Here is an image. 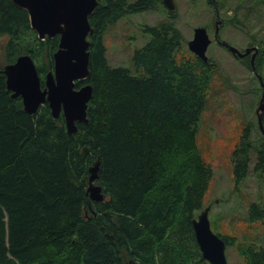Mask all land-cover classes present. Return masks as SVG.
<instances>
[{"label":"trees","instance_id":"obj_1","mask_svg":"<svg viewBox=\"0 0 264 264\" xmlns=\"http://www.w3.org/2000/svg\"><path fill=\"white\" fill-rule=\"evenodd\" d=\"M160 7V0H101L88 16L89 76L76 87L90 84L92 97L87 121L77 122L74 133L62 113L52 117L47 102L27 113L0 68V264H210L192 221L204 209L213 176L196 134L218 66L197 56L178 58L183 36L173 23L143 27L151 39L133 53L138 75L110 66L103 43L107 27L125 14ZM5 36V66L29 55L45 88L59 36L38 38L27 11L0 0ZM263 58L259 47L257 73ZM250 136L249 125L233 152L237 184L248 176L254 149L264 183V135L257 143ZM96 161L102 202L87 192ZM248 217L264 224V195L250 203ZM217 234L226 247L236 244L243 264H264V245Z\"/></svg>","mask_w":264,"mask_h":264},{"label":"rangeland","instance_id":"obj_2","mask_svg":"<svg viewBox=\"0 0 264 264\" xmlns=\"http://www.w3.org/2000/svg\"><path fill=\"white\" fill-rule=\"evenodd\" d=\"M214 2L220 5L217 8L220 41L241 52L249 47H264V0ZM174 3V18L166 8L160 7L127 13L109 25L103 36L108 64L126 68L133 75L139 73L132 56L151 39V35L143 31L146 25L173 23L183 36L176 55L180 59L196 56L189 50L188 43L195 28H206L211 39L206 56L217 64L218 72L213 75L196 134L199 152L213 170L203 207H210L208 218L214 233L236 238L237 243L244 246H263L264 224L252 222L248 217L250 203L264 195V183L255 171L256 151L251 152L247 178L239 184L234 180L233 152L249 125L252 142L260 140L256 109L263 92L264 58L259 73L255 74L249 67V57L234 55L215 39L216 12L208 0H174ZM6 41V36L0 37V68L5 66ZM225 254L228 264H243L236 244L226 247Z\"/></svg>","mask_w":264,"mask_h":264},{"label":"water","instance_id":"obj_3","mask_svg":"<svg viewBox=\"0 0 264 264\" xmlns=\"http://www.w3.org/2000/svg\"><path fill=\"white\" fill-rule=\"evenodd\" d=\"M20 8L27 11L30 26L37 33L38 38L59 36V47L54 54V69L45 77V88L41 87L35 63L32 58L23 54L12 64L4 66L1 73L6 77V87L13 97H21L23 108L29 114H34L40 105L48 103L53 118L62 113L68 133H74L77 122L87 121L88 103L92 97L90 84L77 83L85 81L89 76V41L92 35L88 16L101 4V0H11ZM162 5L174 13V0H160ZM215 39L218 40L220 18L216 13ZM219 41V40H218ZM211 42L206 28L197 27L193 38L188 43L189 50L203 61H208L206 50ZM221 44L238 57L251 55L250 65L257 74L255 58L258 48L249 47L241 52L228 46L224 41ZM259 79L262 82L261 77ZM264 112V85L261 100L256 109L258 123L262 134V115ZM82 155L88 153L87 147L82 149ZM99 162L96 161L90 168L88 181V195L94 202H102L104 194L96 184ZM210 207L204 208L197 218L192 221L196 241L199 245L202 258L210 264H228L226 259L225 241L215 234L208 218ZM129 264H137L130 261Z\"/></svg>","mask_w":264,"mask_h":264},{"label":"flooded vegetation","instance_id":"obj_4","mask_svg":"<svg viewBox=\"0 0 264 264\" xmlns=\"http://www.w3.org/2000/svg\"><path fill=\"white\" fill-rule=\"evenodd\" d=\"M212 1H213V4L215 5V3H214V0H212ZM215 27H216V21H215V24H214V28H215ZM247 57H249V58H250V57H251V56H250V54H249V55H247Z\"/></svg>","mask_w":264,"mask_h":264},{"label":"bare ground","instance_id":"obj_5","mask_svg":"<svg viewBox=\"0 0 264 264\" xmlns=\"http://www.w3.org/2000/svg\"><path fill=\"white\" fill-rule=\"evenodd\" d=\"M138 75V74H137ZM83 149V148H82ZM88 149V148H87Z\"/></svg>","mask_w":264,"mask_h":264}]
</instances>
